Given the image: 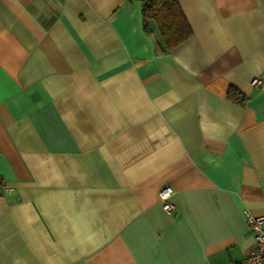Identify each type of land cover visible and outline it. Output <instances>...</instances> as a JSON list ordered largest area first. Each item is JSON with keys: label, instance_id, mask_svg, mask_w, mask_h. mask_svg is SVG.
<instances>
[{"label": "crops", "instance_id": "crops-1", "mask_svg": "<svg viewBox=\"0 0 264 264\" xmlns=\"http://www.w3.org/2000/svg\"><path fill=\"white\" fill-rule=\"evenodd\" d=\"M177 3L191 34L166 50L140 0H0V264H233L253 248L264 0Z\"/></svg>", "mask_w": 264, "mask_h": 264}, {"label": "trees", "instance_id": "trees-1", "mask_svg": "<svg viewBox=\"0 0 264 264\" xmlns=\"http://www.w3.org/2000/svg\"><path fill=\"white\" fill-rule=\"evenodd\" d=\"M144 23L151 20L155 23L162 44L169 50L184 41L191 34V30L177 3V0H140ZM227 99L239 106H243L246 96L229 86L226 91ZM2 183H0V190Z\"/></svg>", "mask_w": 264, "mask_h": 264}, {"label": "built area", "instance_id": "built-area-1", "mask_svg": "<svg viewBox=\"0 0 264 264\" xmlns=\"http://www.w3.org/2000/svg\"><path fill=\"white\" fill-rule=\"evenodd\" d=\"M251 84L253 86L262 85L259 79L253 80ZM1 190L5 192L11 191L10 188H6L5 186H2ZM172 194L173 190L168 185L162 186L159 190V201L162 209L166 212L172 211V205L170 202ZM245 216L248 232L253 238L254 245L244 260L233 264H264V216H255L249 212H246Z\"/></svg>", "mask_w": 264, "mask_h": 264}]
</instances>
